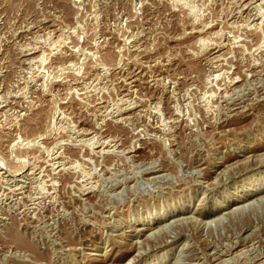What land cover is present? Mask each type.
Listing matches in <instances>:
<instances>
[{
    "label": "rangeland",
    "instance_id": "obj_1",
    "mask_svg": "<svg viewBox=\"0 0 264 264\" xmlns=\"http://www.w3.org/2000/svg\"><path fill=\"white\" fill-rule=\"evenodd\" d=\"M254 173L264 0H0V264H264Z\"/></svg>",
    "mask_w": 264,
    "mask_h": 264
},
{
    "label": "bare ground",
    "instance_id": "obj_2",
    "mask_svg": "<svg viewBox=\"0 0 264 264\" xmlns=\"http://www.w3.org/2000/svg\"><path fill=\"white\" fill-rule=\"evenodd\" d=\"M247 156V155H246ZM241 161V160H240ZM255 173L250 175L249 178H247L246 182L244 183L246 187H243L242 189H244V193L243 194H238L233 200L235 201H244V200H248V198L255 192L257 191H261V190H264V177L261 178V181L257 183V185H254L252 188H251V185L248 186L247 184H251L254 182L255 180ZM264 176V175H263ZM260 178V177H259ZM230 199V198H229ZM231 200V199H230ZM229 202V201H228ZM166 217V214L163 213L161 215H158V217L156 218H149L145 223L144 227H142V229H149L148 227L153 225L155 222L154 221H161L162 219H165ZM158 228V227H157ZM152 229V228H151ZM181 230V229H180ZM148 234V233H147ZM152 234V233H151ZM154 235V234H153ZM157 239V238H156ZM148 241V240H147ZM160 241V240H159ZM139 243V242H138ZM140 245V244H139ZM163 246V245H162ZM173 246V245H171ZM165 252V251H164ZM169 254V253H168ZM167 254V255H168ZM165 254H161V255H157L156 257H154V259H152L151 261H148V263L146 264H165L166 262V256ZM168 259V258H167Z\"/></svg>",
    "mask_w": 264,
    "mask_h": 264
}]
</instances>
